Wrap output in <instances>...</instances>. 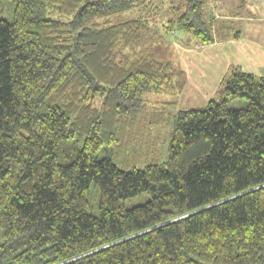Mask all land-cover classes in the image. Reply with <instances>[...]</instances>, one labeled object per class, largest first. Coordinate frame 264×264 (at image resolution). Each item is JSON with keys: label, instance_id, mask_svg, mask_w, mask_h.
Instances as JSON below:
<instances>
[{"label": "trees", "instance_id": "16d2710c", "mask_svg": "<svg viewBox=\"0 0 264 264\" xmlns=\"http://www.w3.org/2000/svg\"><path fill=\"white\" fill-rule=\"evenodd\" d=\"M10 1L11 22L0 0V264H264V76L233 66L217 99L179 111L163 162L124 171L112 157L119 120L147 94H180L186 78L139 52L148 18L99 21L153 0ZM180 1L166 29L215 43L206 0Z\"/></svg>", "mask_w": 264, "mask_h": 264}, {"label": "rangeland", "instance_id": "374dc122", "mask_svg": "<svg viewBox=\"0 0 264 264\" xmlns=\"http://www.w3.org/2000/svg\"><path fill=\"white\" fill-rule=\"evenodd\" d=\"M230 1L206 0L204 9L206 18L209 21L212 20L211 14L213 20H216L215 16H220L218 12L224 8V12H229ZM2 5V18L11 22L13 20L14 3L10 0H2ZM173 6H182V3L180 0H153L151 4L144 6L141 12L118 14L99 21V24L101 26H109L142 16L146 17L149 19L150 25L143 34L139 52H154L163 60H172L177 63L179 60L182 61L187 58L182 53L183 49L198 50L201 44L193 35L185 34L178 29H174L172 32L166 29L169 26V21L176 17ZM213 11L214 13H212ZM262 20L264 21V19ZM219 35L220 31L217 30L216 37H219ZM180 48L181 50H179ZM178 64L180 65V63ZM253 67L255 68V66ZM228 71L230 72V70ZM187 72L189 71L187 70ZM229 72L225 73L224 77L230 74ZM260 73L264 75V70L260 71ZM192 80L194 78L187 83L186 88L180 94H147L144 98L146 101L145 106L140 111L130 114L123 120H119L116 127L119 142L113 147L112 157L113 162L121 170L131 171L134 168L141 170L150 163L163 162L168 155L170 138L179 111L202 108L207 105L210 99H217L219 89H216L217 91L208 89L212 91L208 95L206 89L201 92L200 89L193 86ZM194 82L198 83V81ZM207 96H210V98L208 99ZM246 105L247 101L243 100L232 101L229 104L232 108H241ZM98 196L99 190L94 185L89 190L88 199L91 204L90 213L95 216L100 215ZM149 199L150 195L145 193L143 196L127 201L126 206L132 208L146 203ZM2 242L3 235L0 229V243Z\"/></svg>", "mask_w": 264, "mask_h": 264}, {"label": "crops", "instance_id": "0c3cea01", "mask_svg": "<svg viewBox=\"0 0 264 264\" xmlns=\"http://www.w3.org/2000/svg\"><path fill=\"white\" fill-rule=\"evenodd\" d=\"M219 11L220 16L216 15V20L210 14L215 43L198 46V50L183 49L182 53L187 58L176 63L185 73V88L194 78L193 86L201 92L206 89L208 95L212 93L208 89H219L224 74L233 66L257 77L264 76L260 73L264 70V0H231L229 12H224L225 8ZM217 30L220 31L219 37H216Z\"/></svg>", "mask_w": 264, "mask_h": 264}]
</instances>
